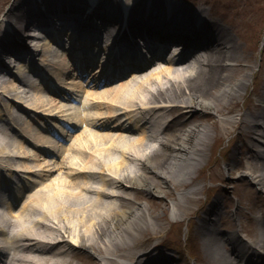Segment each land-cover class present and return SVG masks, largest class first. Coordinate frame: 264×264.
Segmentation results:
<instances>
[{"label":"bare ground","instance_id":"1","mask_svg":"<svg viewBox=\"0 0 264 264\" xmlns=\"http://www.w3.org/2000/svg\"><path fill=\"white\" fill-rule=\"evenodd\" d=\"M246 1L250 7L239 11L241 16L234 24L226 20V12L192 7L185 0H99V7L92 13L88 12L92 3L86 9L82 7L86 0H72V3L70 0H45L41 4L37 0H22L12 4L7 11L0 1V20L6 22L3 26L0 22V55L25 50L27 41L24 42L23 30L26 31L34 21L42 22L44 9L48 14L53 9L57 14H67L62 24H70L73 28L67 27L65 31L59 24L52 25L51 29L56 31L53 38L62 40L64 32V36L69 37L67 40L72 41L68 51L76 46L80 52L79 60L83 56L93 60L94 50L87 44L98 48L101 32H98L97 24L103 20L108 25L105 34L107 32L112 38L104 47L108 50V61L102 63L100 58L102 70L88 71L94 77L98 71L101 77L117 72L121 64H126L130 53L138 63L132 68V75L119 86L105 92H87L93 103L84 104L83 108L78 106V110L88 116L76 118L82 120L83 128L65 147L69 153L63 154L60 160L57 158L51 169H44L51 171L47 178L49 182L24 201L22 207L15 208L12 201L9 212H3L0 205V250L6 254L7 264H80L74 250L98 255L105 264H129L116 254V245H132L138 238L139 245L145 247L148 242L140 236L147 231L158 236L160 232L155 230L164 223L159 217L153 219L147 204L138 202L139 194L163 195L162 186L170 184L173 190L183 191L178 200L197 203L200 188L193 185L186 190L188 185L200 180L195 173L205 162L209 163L215 143L233 134L237 140L246 141L247 155L232 162L240 164L238 174L244 171L263 194L260 208L264 207V148L257 153L248 151L253 145H260L256 136L264 122V67L256 64V48H251V39L246 32L253 18L252 6L258 2ZM202 3L209 1L202 0ZM122 6L126 12H122ZM242 6L241 3L237 5L238 8ZM138 37L156 50L160 49L157 44L167 48L176 43L198 50L177 58V49L170 56L174 57L172 61L161 58L148 61L139 51L137 44H143V41H136ZM92 38L97 40L90 43ZM243 43H246L244 49ZM82 47L87 52H81ZM54 48L55 44L49 40L38 47L43 52L40 61L47 68H65L67 64L61 61ZM22 54L19 52V56ZM157 61L160 64L155 67ZM21 63L16 64L20 76L12 73L14 78V75L9 77V68L0 59V66L6 68L5 75L0 71V174L4 169L23 173L22 170L29 168L25 160L34 161L40 167L50 163L49 156L35 148L33 142L36 139L39 145L57 150L48 143L51 139L46 131L34 134L29 127H19L25 121L20 113H27L23 108L30 106V99L37 100V105L41 106L34 110L39 116L47 113L48 106V109L64 113L60 116L69 115L68 111L73 108L64 105L66 96L44 101L41 96L37 99L33 95L39 94L35 88L30 94L33 96H28L27 91L31 88L23 77L27 68ZM59 71L54 72L57 78ZM64 79L68 80L75 97L83 90L84 85L77 77ZM66 81L61 83L64 87ZM105 99L108 104L103 101ZM103 106L107 111H102ZM120 117L136 125L127 128L123 124H114L110 133L95 125L99 120L108 125L105 121L111 119L112 126ZM10 121L30 140L21 141L19 137L17 140V135H12V129L8 127ZM62 129L60 131L67 135L68 130ZM73 139L78 140L77 143ZM30 153L32 155H26ZM19 160L24 161L22 166ZM64 169L71 172L66 173ZM215 179H222L221 174H216ZM245 186L242 181L236 183L235 188ZM16 194V199L21 197L19 191ZM217 205L213 202L206 216L218 212ZM255 207L259 208L256 204ZM18 208L20 210H16ZM180 214V203H173L172 217L178 218ZM234 216L238 228L229 235L213 230L207 252L215 247L212 259L218 264H241L239 258H246V264H264V215L251 216L240 211ZM206 220L208 218L204 217L201 224ZM248 222L255 226L254 233L248 229ZM221 239L223 249L217 247ZM149 264L174 263L155 260Z\"/></svg>","mask_w":264,"mask_h":264},{"label":"rangeland","instance_id":"2","mask_svg":"<svg viewBox=\"0 0 264 264\" xmlns=\"http://www.w3.org/2000/svg\"><path fill=\"white\" fill-rule=\"evenodd\" d=\"M0 1H2V3L4 4L5 7L4 10L7 11V9L12 4H16L21 0H0ZM208 1L209 3H202V0H200L199 3L197 0H186L185 3H187V5L189 6L192 5V7L199 6V7H204L205 9L213 8L215 11L220 13L226 12L228 14V18L226 20L231 24H234L235 21L240 18L241 15H238L240 10H243L246 6L247 8L250 7V5H247L246 0H208ZM252 1L253 3L257 1L258 4L252 6L254 10L253 18L250 20L248 26L246 27V32L251 39L250 42V46H252L251 48L253 47L256 48L255 49L256 64H258L259 67L261 66L264 67V0H252ZM240 3L243 6L238 8L237 5ZM245 46L246 43H243V49L245 48ZM59 56L62 59L61 61L67 64V67L65 68H68L69 62L66 60L65 56L64 55L62 56L61 54H59ZM156 66H158V64ZM117 86H119V83L118 84L114 83L108 86L107 88L98 89L96 92L93 93L105 92L106 90L115 88ZM27 95L32 97L30 94ZM43 96H44L43 100L47 99V95L45 93ZM86 100L88 102H91L92 104V101L88 96H86ZM30 101L32 105L34 104L35 106H39L37 105L38 104L37 100L33 101L32 99H30ZM103 101H105L108 104L107 99ZM68 107L71 106L69 105ZM70 111L74 116H76L75 110H70ZM102 111L104 112L107 111L106 107L103 106ZM92 112L94 113L96 112V110H92ZM24 114H28V113H24ZM51 114H55V113H51ZM28 116H31L33 118L35 114L31 112V114H28ZM45 117L46 118L48 117L50 121H52V119L56 121V118L54 117L48 115ZM45 117H39L40 118L39 121L43 123ZM25 119L27 120L26 123L23 122V125H19L21 129L28 125V119L27 118ZM127 126L131 127L130 124H127ZM102 131L105 133H110V131L113 130L110 131L102 130ZM232 136L233 135L222 137V140L220 139L221 142L218 141L217 143H215L214 147L211 149V153H212L210 157L211 160L209 161V163L205 162L204 166L201 167V170L198 173L197 172L195 173V175L198 176L200 180L195 184L190 183L188 185V188L187 189L185 188L186 190H188L192 188L193 185H196L198 189L200 188L199 193L196 196L198 198L197 203L192 202L193 200L189 202L187 200H183V201L178 200V195L183 191L178 190L179 187H177V189L175 188L178 191L173 190L170 184H168V186L167 185L162 186L164 188L162 190V192H164L162 193L163 195L150 196L147 195L146 193L139 194L138 202L143 203L145 205L147 204L149 209L153 212L152 214L153 219L155 220L157 217H159L160 220L164 221V223L160 228H158V230H155L157 232L158 231L160 232L158 236H152L149 233V231H147V233H144L140 236L141 239H144L148 242L147 243L148 245H146L145 247L142 246L141 244L139 245L140 239L138 240V238L132 242V245H128V246H124V245L121 246V244L118 243L115 249L117 250L116 254H118L121 259H124L126 261L128 260L131 263H136V262L138 263L141 261L142 258L144 259L145 255L143 254V251L149 247V244H154V246L155 244H159L160 246L158 248H160L166 254L169 255L171 254L172 256L175 257L173 258V261H171L174 262V264H214L212 259L213 258L212 251L207 252V250L204 249V246L200 245L199 243L200 242L199 239L202 233V228L203 226L206 225V223L201 224V221L205 216L207 209L210 208L211 203L216 201L218 203L217 208L219 209V207H221L219 213L220 214L223 213L220 226L217 225L215 226V228H217V230L219 231V227L222 228V226H224L223 224L229 226L230 228L234 227V223L236 224V221L235 218L232 217V213L234 211L240 212L243 210L247 212V210L244 208L246 206L244 202L251 201L253 204L254 203L257 204L258 203L257 198L262 195L261 193H255V191L253 192V194L249 193L248 189L254 190L253 189L254 185H252V183L248 178H242V181H244L246 184L244 188L243 187L235 188V183L242 182L240 181L241 179H239L240 174H238L239 172L238 170H240L239 169L240 164H237V162H235L237 160V157L240 156V150L239 149L236 150L235 147L239 148L241 142H236L237 143L236 144L234 141H232ZM77 141L78 140H74V142L76 143ZM68 153L69 151L66 152L65 155H67ZM246 153L247 152H245V154ZM26 155L28 156L29 154ZM233 159L235 160L234 162H232ZM19 161H20L19 164L22 166V164H24V161L22 160ZM25 162L27 163V167L29 168L28 170L27 168H25L24 169L25 173L21 174V176L24 177H20L19 175L15 176L17 181L20 178L26 181L27 177L28 178L30 177L36 181L38 180L37 183H39V185H37L36 190L49 182L45 178L46 175L48 174V171L42 172L41 169L43 168L39 167V165H37V163H35L34 161L25 160ZM53 166L54 164H50L49 167L47 168L50 169ZM228 166L230 167L228 168ZM65 171L69 172L70 169H65ZM216 174L219 175L221 174L222 179L220 180L215 179ZM204 186L205 188L202 191V188ZM36 190H33V192ZM21 194L22 196H27L28 193L22 192ZM228 199L232 201V204L229 205L231 206L230 208L226 206ZM176 202L180 203L181 214L178 218H173L172 217L173 203ZM248 205H250V203ZM258 212H260L258 209L255 210L254 212L251 211L252 216H254V214H257ZM225 213L227 214L228 219L225 218L226 215ZM209 218H213V217H209ZM226 220L229 224L226 223ZM253 226L247 225L248 229L254 233L255 226L254 227ZM169 245L172 248L171 247L169 248L168 247ZM169 249L172 250L169 251ZM148 250H154V248H150ZM74 253L78 257V259H80L78 260L80 264H94V263L105 264V262H103L100 256L98 255L90 256L87 255L85 252H80L79 250H74ZM114 260H117V257H114ZM109 264L112 263L109 262Z\"/></svg>","mask_w":264,"mask_h":264}]
</instances>
